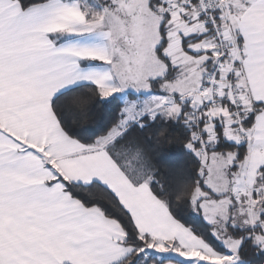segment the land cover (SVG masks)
Returning <instances> with one entry per match:
<instances>
[{"label":"snow or ice","instance_id":"1","mask_svg":"<svg viewBox=\"0 0 264 264\" xmlns=\"http://www.w3.org/2000/svg\"><path fill=\"white\" fill-rule=\"evenodd\" d=\"M172 133L185 166L161 179ZM249 252L264 260V0H0V264Z\"/></svg>","mask_w":264,"mask_h":264},{"label":"trees","instance_id":"2","mask_svg":"<svg viewBox=\"0 0 264 264\" xmlns=\"http://www.w3.org/2000/svg\"><path fill=\"white\" fill-rule=\"evenodd\" d=\"M173 136V141L170 144H164L163 151L165 153L171 149L172 152L177 153L173 158L156 160L157 166L161 171V179H171L179 170L184 168L185 161L182 155L179 154L180 143L175 139V133L170 134ZM159 155V153H157ZM248 257L253 260V264H264V260L255 257L251 252Z\"/></svg>","mask_w":264,"mask_h":264}]
</instances>
